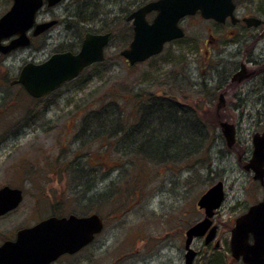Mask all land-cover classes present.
Instances as JSON below:
<instances>
[{
  "label": "rangeland",
  "instance_id": "obj_1",
  "mask_svg": "<svg viewBox=\"0 0 264 264\" xmlns=\"http://www.w3.org/2000/svg\"><path fill=\"white\" fill-rule=\"evenodd\" d=\"M128 1L101 0L104 8L87 11L117 12L121 3ZM236 2L237 14H256L260 3L264 4V0ZM52 14L64 19L62 5ZM117 15L103 65L97 71L86 70L45 98L32 99L22 86L13 84L24 64L33 61L32 51L0 59V187L23 193L19 207L0 220V242L51 216L97 214L104 228L82 253V264H178L175 258L184 252V232L203 216L195 203L212 185L222 182L226 194L219 218L222 222L229 210L239 214L237 210L260 199L262 189L253 181L251 170L244 167L251 155L252 135L264 131V115L257 114L255 92L250 95L252 81L237 87L234 93L242 99L241 108L232 111L234 115L220 112V122L236 126V143L228 148L224 140H211L208 156L205 158L203 150L191 168L183 166L186 159L154 166L137 157V147L102 143L96 128L83 133V121L92 120L89 124L93 125L94 116L89 115L113 103L121 109L125 124L136 123L139 110L152 97H175L185 107L208 109L209 98L221 86L219 79L226 77L231 66L222 60L238 48L212 21L187 17L181 21L182 40L165 45L160 55L131 67L120 56L130 43L131 31L124 20L126 14ZM102 17L106 24L115 18L109 14ZM61 28H55V33ZM209 35L221 40L216 48L219 51L211 49ZM234 59L244 60L242 50ZM189 80L198 84L195 90L189 89ZM214 95L218 98V92ZM239 99L230 92L226 104H238ZM219 123L212 124L218 130L217 138ZM118 162L124 167L119 169ZM192 248L200 257L204 253L199 240ZM202 261L199 258L196 263Z\"/></svg>",
  "mask_w": 264,
  "mask_h": 264
},
{
  "label": "water",
  "instance_id": "obj_2",
  "mask_svg": "<svg viewBox=\"0 0 264 264\" xmlns=\"http://www.w3.org/2000/svg\"><path fill=\"white\" fill-rule=\"evenodd\" d=\"M61 0H46L54 6ZM42 0H13L7 14L0 19V42L4 38L18 35L10 45L2 47L0 53L6 54L17 47L28 45L25 32L33 24L34 15L42 6ZM235 5L232 0H155L135 10L128 18L132 22L133 36L128 47L120 52L130 66L142 63L160 54L166 43L181 39L184 31L179 26L185 17L197 13L204 20L223 23L230 18L234 21ZM155 13L150 22L146 16ZM248 26H257V19H246ZM52 23L44 27L51 26ZM108 35H87L81 50L72 53H57L41 64L27 63L22 67L13 84H19L26 93L35 99L59 89L64 83L75 79L80 72L93 63L104 60V46ZM220 128L227 147L236 141L235 127L221 123ZM252 151L245 170H251L253 180L258 181L264 193V132L252 136ZM224 200L223 183L210 187L197 201L204 211V219L185 232L184 264H192L195 256L190 244L194 238L203 237L206 242L215 235L216 226H211L214 210ZM22 201L19 189L3 187L0 189V216L14 210ZM210 228V229H209ZM103 221L97 214L65 217L51 216L32 227L17 232L14 241L0 246V264H50L63 254H73L90 244L101 233ZM252 237L253 244L248 243ZM231 252L235 259L241 257L244 264H264V194L259 203L251 206L240 216L231 231Z\"/></svg>",
  "mask_w": 264,
  "mask_h": 264
},
{
  "label": "flooded vegetation",
  "instance_id": "obj_3",
  "mask_svg": "<svg viewBox=\"0 0 264 264\" xmlns=\"http://www.w3.org/2000/svg\"><path fill=\"white\" fill-rule=\"evenodd\" d=\"M42 6L37 10V12L34 15L33 24L29 30L25 32L28 45L24 47H17L13 50H10L6 54L0 53V59L6 60L10 59L15 53H20L23 51H32L33 52V61L29 63L33 64H41L48 60L52 55L57 53H65L69 52L73 55H76L83 45V42L85 41L87 35H108V43L104 46V62L106 60L105 57V50L108 48V46L111 43L113 30L116 28V18L118 17L117 13H119V16L121 17L123 14H126L124 17V20L129 25V29L131 31V38L129 42L132 39L133 36V27L132 22L128 21L127 18L138 8L143 6L144 4L135 6L136 3H140L143 0H129L125 5L122 6V3L120 7H118V11H112L109 13L106 12H100V11H87L88 9H95V8H104L103 5H101V0H61L59 3H57L54 6H48L46 0H42ZM110 1V0H106ZM155 0H151L148 2H152ZM0 3H2V8L0 10V19L4 17L7 12L11 9L13 5V0H0ZM233 3L235 5V11L233 13L234 21L227 18L223 23H214L215 25H218L222 28L221 33L226 35L230 41H232L233 44H236L238 46L237 51L235 53L229 52L228 57L226 56V60H222V62H225L226 64H230V68L228 69V72H226L225 78H220L218 81V84L221 85L217 88H215L216 91L222 90L220 95H225L230 92H232V96L235 99H239L238 96H240L236 90L237 87L241 86L242 84H246L249 81H252L253 88L250 91L253 94L257 95L256 103L258 106V112L257 114L264 115V4L262 5L260 3V8L256 14L246 13L245 11H242L240 13H236V8L238 7L236 0H233ZM62 5V8H64L65 11V17L64 19H59L53 16V11L55 8ZM106 16L107 14L114 16L115 18L113 20H109L110 23L106 24L105 19L100 16ZM155 13H150L146 16V19L148 22L152 20ZM196 16H199V14H196ZM42 17V18H41ZM103 18V20H102ZM257 19L260 21L259 25L256 27L248 26L245 22L246 19ZM52 23L51 26L44 27L46 24ZM181 26V23H180ZM62 27L58 32L55 33V28ZM231 28V29H229ZM183 29V28H182ZM184 30V29H183ZM185 32V31H184ZM18 38V35H12L8 38H4L1 40L0 44L2 47H6L10 45L13 41H15ZM182 40V39H180ZM177 40V41H180ZM221 40H219L220 42ZM218 39H216L213 35H209L208 38V44L212 47L211 49L214 51H219L216 48H218L219 42ZM129 43L125 48H127ZM230 46V44H228ZM226 48V45L221 48L222 51H224ZM242 50V54L244 57V60L236 61L234 59L238 53ZM210 52V51H209ZM207 58H209V53L206 52ZM103 62V63H104ZM28 63V62H27ZM25 63V64H27ZM220 63V59H219ZM225 63L223 66H225ZM24 64V65H25ZM128 64V63H127ZM129 65V64H128ZM102 66V62L100 63H93L90 66L84 68L80 74L81 76L86 70L93 69L94 71H97V67ZM220 67L219 65H217ZM21 70V69H20ZM20 72V71H19ZM217 74H220L219 72ZM225 73H223L224 75ZM77 77V78H78ZM76 78V79H77ZM75 79V80H76ZM73 80V81H75ZM71 81V82H73ZM187 81V80H186ZM69 84V83H68ZM190 84V90L196 89L195 82L192 83V80H189ZM66 84H63L64 86ZM61 86V87H62ZM60 87V88H61ZM59 88V89H60ZM57 91V90H56ZM55 92V91H54ZM54 92L48 94L47 96L53 94ZM226 95V96H227ZM47 96L38 98L36 100L45 98ZM218 96V100H219ZM241 101L242 99L237 100L239 102L237 105L233 106L234 111H238L241 108ZM255 103V104H256ZM240 114H242L240 112ZM96 164V163H95ZM259 184V183H258ZM260 185V184H259ZM6 186V185H5ZM4 187V186H2ZM0 187V189L2 188ZM262 189V188H261ZM263 189H262V195L260 199L256 200L255 202H252L247 208H243L242 211L237 210L235 212L234 210H229L228 213H230L229 216H227V220L220 221L219 218L222 213V207L226 200V194L224 195V201L222 206L215 211L211 221L212 226H216V232L213 237L210 238V241L206 242L207 236L195 238L192 240L190 244V248L194 251L195 256L193 258L192 264H197V260L200 258V260H203L201 263L198 264H244L242 262L241 257L238 259L233 258L232 252H231V231L235 226L236 220L245 214L248 209L262 201L263 199ZM15 211V210H13ZM13 211L9 212L8 214L0 217V220L12 213ZM204 217V212L201 210H198ZM226 212V214H228ZM201 219V220H202ZM199 220V221H201ZM198 221V222H199ZM22 229V228H20ZM18 229V230H20ZM11 238L2 239L0 242V246L8 241H14L16 238V233ZM199 240L202 242L204 253L199 256L198 251L194 250L192 248V244ZM95 241V239H94ZM93 241V242H94ZM93 242L88 244L87 246L83 247L81 250L73 253V254H63L59 256L57 259H55L50 264H82L84 263V259L82 256V253L86 248L90 247ZM185 232H184V241H183V248L184 252L182 253L180 251L178 258H175V260L178 261V264H184L185 259ZM248 243L251 245L253 244L252 237H249ZM208 249H211L212 251H208ZM183 257V262H182Z\"/></svg>",
  "mask_w": 264,
  "mask_h": 264
},
{
  "label": "trees",
  "instance_id": "obj_4",
  "mask_svg": "<svg viewBox=\"0 0 264 264\" xmlns=\"http://www.w3.org/2000/svg\"><path fill=\"white\" fill-rule=\"evenodd\" d=\"M143 1H141L142 4L151 0ZM138 4L135 1V6ZM179 65V72H181L182 64ZM214 94L215 92L211 99L209 98L210 103L214 100ZM152 98L139 110L137 122L134 124H125L121 109L113 103V106L108 104L90 114L89 116H94L93 125L95 126L89 124L92 120L86 119L82 124V132L86 133L90 131L89 128H96L98 140L102 143H128L129 146L137 147L140 149L138 154L135 153L137 157L143 158V161L147 159L151 165L186 159L183 166L187 168L199 162L197 155L203 150L205 158L208 156V143L211 140V143L223 140L220 134L218 138L216 137L218 130L212 126L223 119L222 114L219 117L215 112L210 114L207 109H200L199 105L194 108L185 107L175 97ZM187 159L190 161L188 162ZM85 161L88 163V159ZM123 164L118 162L117 167L121 169L124 167ZM101 165V161L98 162V166L101 167Z\"/></svg>",
  "mask_w": 264,
  "mask_h": 264
}]
</instances>
